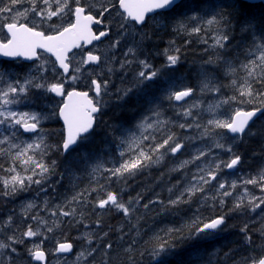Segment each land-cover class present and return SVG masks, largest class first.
Wrapping results in <instances>:
<instances>
[{"label":"rangeland","instance_id":"1","mask_svg":"<svg viewBox=\"0 0 264 264\" xmlns=\"http://www.w3.org/2000/svg\"><path fill=\"white\" fill-rule=\"evenodd\" d=\"M80 2H84L86 4V6H91V8H90L91 12H95V13H97V11L102 10L101 6L108 7L109 12L105 14V17H103V20L106 21L108 27L113 28V33L111 36V42L110 43H107L106 45L104 44L101 46H97L93 49L94 51L99 53L101 55L102 60L106 62L104 65H101L98 67L90 66V67L85 68L84 64H81V61L84 60L85 54L82 53V50L74 53V56L72 58V66L74 69L79 67L80 72H73V74L71 76L75 75L79 79H82V75H84L85 73L87 75H86L85 79H83L81 81H79V79L77 81V80H72L71 78H69V80L67 81L68 89L77 87L74 85H78V88H82V89L87 88V86L90 88H93L92 82L90 80H92V78L95 76V74H97V76L99 77L103 72L102 71L103 68L104 67L106 68L107 64H110L111 69H112L111 77L116 78V80H117L118 77L115 75V73L116 74L117 73H124V71L127 69L124 70V68L126 66H124L122 68L121 63H115V65H114L112 58H114L117 55L119 48L122 46L124 47V53L127 52V49L129 47H134L137 49V46L141 44V40L138 39V36L141 32L144 31L142 27H147V28L149 27V29L153 30V28L161 25L162 27L158 31L163 32L165 30L164 32L167 31V34H168V31H173L176 34L172 33L169 40L166 41L169 44H173V42L175 40H177V38L179 37V39H180L179 41L181 43H183V44H181L178 41L179 46L184 45V46H186V49L188 48V46L190 44L194 43L198 46L209 45L207 50H209L210 48H212L213 50H218V49H214L212 47L213 31H207L206 33L193 34V35H188L187 33H179L178 34L176 31H174L175 21L173 24H169L168 27H166L167 24L162 22L158 15L152 16L149 19V22L147 23V25L144 24L142 27L138 28L133 22H131V21L125 22L124 21V15L121 13V11L117 7L118 0H114V1L113 0H80ZM230 3L231 2H225L224 0H208V2L204 5H202L201 8L192 9V11L189 12V15H191V14H193V12H195V13H198L200 15H203L204 13H208V15L210 16V15L215 14V12L220 11L221 7L223 5H227ZM69 4H70L69 9H66L64 13H62L58 16L52 17L49 20V19H47L46 16L42 18L40 16H36L34 13L31 12V8L33 7V5L30 2V0H22L21 3H18L17 5H15V7L11 13H0V40L3 41V40H6L8 38V35H7L6 31L4 30V24L8 21H11L10 19H8V17H16V20L18 22H26L31 26H33L34 24L39 25V27H37V28L41 29L43 31H46V32H53L50 30L51 26H53V25H55L57 27H61V28L68 25L72 21L71 15H72V11L74 10V4L75 3H73L72 0H69ZM35 6L37 7V10L47 9L49 6L51 7L52 10H56V8H57V4H56L55 0H50L49 5L44 4L43 0H36ZM0 7H3V4H0ZM112 8H113V10H112ZM25 9L29 10L26 17L17 15L18 13H23L25 11ZM225 9H227V8H224L223 10L225 11ZM88 10H89V8H88ZM111 13H113V14H111ZM118 13H120L121 15H118ZM121 23H126V30L124 32V35H122V36L118 35V33L121 32V29L119 27ZM111 24L113 26H111ZM150 25H153V27ZM263 26L261 27V29L260 28L257 29L258 26L256 25V22L252 21L251 27L245 29V31H241L240 23H238V25L232 27L233 30H232V32L230 31V33H229L230 42L231 41L234 42L233 44H235V42H237V45H236L237 48H242V50L245 49L244 53H243L245 55L242 57H240V55H239L240 53L237 50L235 53L234 52L232 53V58L237 60V61L232 60L233 65L236 66L237 71L240 72L239 79H237V86L239 85V83L243 82V77L245 76L244 70L242 68H240L239 65L241 63L247 62V60L253 58L254 55H258L259 52L256 50V45H258L260 42L264 43V30H263L264 28H263ZM166 28H167V30H166ZM155 31H157V30H155ZM155 31H154V33L150 32V36H144V41L146 38H148L145 41L146 44L150 43L151 47H153V46L156 47V48L153 47V51L150 50L152 53H149L147 61L151 65H153V68L159 69L160 72H161V70H163L162 68H164L165 71L168 69L174 70V67H176V69H178V67H179V70H181L182 68L184 69V66H183L184 65V59H181L184 47H182L183 50L181 49V47L179 48L180 49V52H179L180 59H179V62L177 63V65L172 66V67H165V65H166V54H165L164 49H170L167 54H174L172 49L178 48L179 46L178 47L176 46L174 48H169L166 46V48L165 47L162 48L163 46L166 45V44H163V46L159 47L158 43L162 42V41L165 42L167 35L164 36L165 38H163V36L160 38L157 37V39H158L157 40L156 36H154V35L155 34L157 35L159 32L157 31V33H155ZM235 31H237V32H235ZM233 32H235V33L233 34ZM242 32H244V33H242ZM160 35H163V34H160ZM152 36H154L152 39L153 40L156 39V41L152 42L153 41L151 39ZM205 39L208 41L207 44L203 43V40H205ZM117 40H119L120 43L115 48L111 47V45ZM151 42L153 43V45ZM156 42H158V43L156 44ZM230 42H228V43H230ZM110 47H111V49H110ZM117 47H118V49H117ZM107 48H109V49L107 50ZM140 50H141V48L137 49L136 56H135V64L138 66L137 68L139 69V71L141 70V66L139 65L138 61L139 60H145L141 57V53H138V51H140ZM111 51H114V52L111 53ZM181 51H182V53H181ZM187 53L190 55L189 63L193 64L192 65L193 68L191 69V71H189L190 74H188V75L186 74V76H185V74L183 75V73L187 72V71H185V69L182 70L181 72H179V74H180L179 80L181 79L180 80L181 84L178 83L177 86L170 87L169 91H177L178 85H179V89H181L182 87H189L190 86V87L195 89V92L189 100H187L186 102H184L182 104H179L178 106L170 107L168 105L170 108L175 109L177 114H175L173 124H169L166 127L171 132H175L178 137L183 138L182 141L184 143L188 144V145H186V147L184 149H186L187 152H190V154L187 157H185L184 156V153H186V151H185L183 153H179L178 155H175L174 159L171 161H170V159H166L169 162L165 166V170L162 169V171L161 170L155 171L152 173V176L149 175V172H148L142 181L138 180L137 182L132 183V186L138 185V187L142 188L143 185L150 184V179L152 178L154 180V184L152 185L154 190L152 189L151 191H148L146 194H144L142 190L140 191V193L138 191H130L124 186L126 179H119L116 177H112L111 179H109L108 178L109 173L105 171V169H107V168L118 167L119 163H121L123 159H127L128 156L125 155V157L121 158L119 155V153L121 152L120 149H118L119 151L117 150L118 151L117 154L115 153V152H117L116 150H109L110 145H112V142L110 140H107L108 137H105L106 139H104V143L106 144L105 149H108L107 152H105L106 154L102 153L103 149H101L100 151H97L98 149H95L94 147H92V143L97 142V141H95L96 134L99 131H102V129L100 130V126H101L100 124L107 122L106 120L104 121L105 116L102 117V120L98 124L99 129L97 132H95L91 136L90 142L82 145L81 147H78L74 152H72L71 154H69L67 156H63L61 154V156L65 157V158H70V159L75 158L74 160L78 164L77 168H72L71 165L68 164L70 160L67 159V163H66V164H68L66 167L67 172L64 171L65 169L62 168V166H61V169H62L61 172L57 175L55 173H53L49 177V179L43 184L44 191L40 190L41 186L33 184L26 191H18L17 193H15L14 195H11V196L0 195V241L5 242V243H11V241L8 240V237L12 236V235H15L18 239L23 238V240H24V244H14L13 245V247H15L17 249V251L13 255H12L11 249H8V248L7 249L6 248L0 249V264L7 263L9 261V256L14 259L15 264L17 262H18L17 264H24V263L25 264H41L40 262L34 261V259H32L31 256L29 255L28 251H27V257H25V258L19 253L23 249L24 246L29 249V248H32L33 245H40L41 250H44L47 253L49 259H48L46 264H148V263H153L155 261V259L158 258V257H153V255H152L153 248L157 247L160 243H162L166 240H173L172 237H169L168 235L165 234L167 229H169V228H184L185 234H187V226L191 224L194 216L199 215L203 218H207L209 216L217 215L218 213H220V210L224 209V206H223V209H221V207L219 206L218 203H216L210 199L205 201L202 198L198 197V198L194 199L193 202H191L190 204H181V205L177 206L178 208H184V209L173 211V212H165L164 208H166L167 201L169 200V198L174 199L175 195L178 194V189L182 188L185 184H187L188 180H185V182L181 185V187L180 186L177 187L175 194L169 193L167 195L168 197H166L164 199L165 201L162 200V201H164L163 203H160V202L149 203L150 201L157 200V198L155 200L153 199V195L158 197L160 193H163L164 189H166V190L169 189V187H167L168 181L173 176L176 175V172H172L171 169L177 163H179L180 161L185 160V159H190L193 155L197 154V151H196L197 149L207 148L208 144L212 142V140L208 141V143L206 142L209 139L208 136L200 138V133H201L202 129H197L196 127L180 128L179 125L180 124H193L194 121L195 122L198 121V123L203 125L207 122V120L212 119V118L226 119V118H228L229 115H231L232 111L236 107L240 106V105H230V106L223 105L221 108H218L215 112H209L207 109H208V106L210 104H215L217 101H219L223 97H227L226 93L222 91L225 87L227 89H229L231 95H234L236 93L234 92L233 88L228 86V85H230V82L226 84V86L221 90L220 93H216V92L201 93L200 83L204 79V77L201 75L202 69L204 72H206L210 75L215 74V72L211 68L205 66L206 64L204 63V60L199 62L200 67L194 66L198 62L197 57L201 55V52L199 50H197L195 47L192 48L191 50H189ZM151 55L153 58H151ZM123 56H124V54H123ZM128 58L133 59V57H128ZM215 58H216V55L212 59H215ZM158 59H159V61H158ZM153 60H155V61L157 60V61L155 62ZM155 63H159V64H155ZM42 64L47 69V71L43 72V74H41V72H38L36 70L37 66L42 65ZM186 65L188 67V63H186ZM18 67H20V68L18 69ZM53 67H55V69H56L55 72L52 71ZM180 67H181V69H180ZM190 67H188V68H190ZM194 67L196 68V71L193 70ZM138 69L136 70L137 72H138ZM0 72H3L4 76H5V80L3 82H0V87H4L6 85V83L9 81L14 82L15 80H20L22 82L24 80V78L26 76H28L29 74H31L32 76H35V77H41V76L44 77V79H45L44 81L39 80V79L38 80H39V82H42L46 85H51V84H55V83H62L61 78L63 77V74H62V72H60L55 61L52 59V57H50L46 54H41L38 61H36L34 64H32L30 66H26V67H23L18 62L11 64V62L5 63V62L0 61ZM160 72L158 75L159 77H161ZM162 73H163V71H162ZM181 75H182L184 80L182 79ZM222 75L225 76L223 74V72H222ZM158 76L156 77V79L159 78ZM212 78H213L214 83L222 84L221 76H217L215 74L214 77L212 76ZM110 84L111 83L108 81L107 87L104 88V92H103L104 95H105V89H106V91H107L106 94H109V96H110V94H111V91L109 88ZM148 84L154 86L153 91L156 88L159 89L158 84H156V83L152 82V83H148ZM185 84H187V85H185ZM180 85H182V86H180ZM102 86H103V83H102ZM31 90H32V88L29 89V92L27 93V98H24L25 94H20L22 102L17 103V104H13V105H9L8 106L9 110L15 111L18 113L19 112L41 113L44 117H47V118L41 119L40 125L44 124L43 128L38 130V132H36L35 134H30V135L23 134L20 126H13L9 122H6L5 124L0 125V140H3V138L5 136H8L10 138V141H6L3 144H0V149L6 150L4 152H0V159L3 162L2 163L0 161V165H2V167H0V170L2 171V173L0 171V178H3V177L8 178L11 174L7 170L9 169V167H12L14 164L17 167V171H20L22 175L30 174V173H24L22 171V168L19 166L18 162H14L11 159L12 155H14L19 150L17 148H11L12 143L19 145L20 148L22 149L26 143H31L39 135L47 133V135L45 136L46 142H48L51 139L47 144H49V145L59 144L58 134L60 131L53 125V123L54 124L57 123L58 107L62 104V99L56 97L51 91H48L47 88L38 89V93H37L38 95L37 96H35L36 93L34 91H31ZM146 91H148V90H146ZM153 96L154 97H152L151 101L155 99L153 102H155V104L159 103L158 99L155 98L156 96L155 95H153ZM40 97L42 98V102L44 103V105H42V106L36 105L35 107H33L32 104H40V103H38V102H40ZM32 99H34L35 102H32L33 101ZM259 99L260 98H256L255 100H259ZM103 100H104V108H103L104 113H107V109H108L107 102H106L107 99L104 97ZM175 103L176 102L174 101V104ZM196 103H199V107L191 109L192 116L185 117L182 114V107L187 108L190 105L196 104ZM175 105H177V104H175ZM249 105L250 104H245L246 107H248ZM159 106L161 109L160 110L161 116H163V118L161 117L160 119L166 120L164 118L165 115H168L169 117L172 115L170 112H168L164 109L165 106L163 103L159 104ZM141 107H143V104ZM240 107H243V106H240ZM146 109L147 108L139 109L137 107L132 109V118H131L130 123L129 124L123 123V125H121V124L118 125L116 123L113 124L111 129H110V133L108 136L113 138V140L115 142H120L121 139H129L131 137L132 133H134L137 137H140L141 136V130L137 128V125L146 116L145 115ZM163 110H164V112H163ZM163 114H165V115H163ZM0 119H3V117H0ZM198 119L200 120V122ZM153 120H155V119L150 118L148 120V122H152ZM258 125H261L264 127V124H258ZM185 129H189L190 133H186ZM156 131L157 130L155 128H153V129H149V131H144L143 134L144 135H155ZM13 132L16 133L15 136L12 135ZM56 132H57L56 136H58V137L55 136ZM252 132H254V131H252ZM159 134H161V132H159ZM182 135H184V136H182ZM156 136L158 137V139L163 138L161 135H156ZM249 136H250V134H248V132H246L243 135L242 140L235 142V144H234V151L235 152H237L238 154L240 153V151L238 150V146ZM52 138L53 139L55 138L54 139L55 141L57 139V141L54 143V140ZM224 138H225V135H224ZM221 142H223V140ZM148 143L150 144V143H154V142L149 140ZM225 143H233V141L228 139ZM88 145H90V148H88ZM99 146H100V143H99ZM259 148L262 149L260 151L261 152L260 156H258L256 154H248L246 152L244 153L243 151H241V153L243 155V161L246 159L245 158L246 156L251 157V158L259 157L258 158L259 161L264 159V142H262L260 144ZM54 149H56V151L59 153V150L57 148H51L50 149L51 151L49 150V152H48L50 155L48 154L45 157V161L50 163L51 161L55 160L56 165H57V161H59V159H57V157L59 158V154L57 152H55ZM87 149H89V151H87ZM188 150H190V151H188ZM212 150H213V154L208 156L207 159L202 158L201 161H198L197 163L200 164L201 166H204L206 164L210 165L211 162L213 160H215L217 154H220V153L223 155L220 159L218 158L221 161H228L231 158V155L224 149L212 148ZM53 152H55V154ZM112 152H113L114 157L111 154ZM56 153H57V157H56ZM94 153H95V156H94ZM107 153H109L110 155H108ZM52 154H54V155H52ZM78 154H80V155L78 156ZM85 154H87V157H88L87 160L83 159ZM245 154H247V155H245ZM29 155H31V152L29 153ZM116 155H117V157H116ZM54 156H55V158H54ZM80 158L84 162L83 161L81 162ZM203 159H204V161H203ZM97 164H101L102 167L98 171L93 172L92 169ZM155 166H158V165H153V167H155ZM188 167H189V165H188ZM75 170H77L80 174H86V175L83 178L77 177L72 182L73 177H74V174H73L72 180L70 181L69 178L67 180V174L71 175ZM147 170H149V168H147ZM186 171L188 173L196 172L195 165H192V166L190 165V167L187 168ZM60 177L61 178L65 177V178L61 179ZM181 177H183V176H181ZM223 178H224V180L225 179H227V181L229 180L230 183L232 181H237V184H238V187L236 189L230 190L233 192V195L225 198L226 200L230 199L231 202H234L238 196L244 195V188L245 187H247V189H248V195L254 196L257 198L254 201V203L259 204L260 199L263 198L262 194H254L253 193L254 190L250 187V184H248V186H247V185H243V184L239 183L242 180L249 179L241 171L237 170L234 173L226 172V175ZM224 180H222V181H224ZM63 181L65 182V184ZM69 182H72V183H69ZM101 185H103V187H100ZM93 188H95L96 191H92ZM155 189H158L159 191L157 193H155ZM3 191H4V185H3L2 180L0 179V193H2ZM108 191L116 192L118 195V198L122 202H124L126 205L128 204V202L130 200L133 201V203L131 205V208L133 210L130 211L129 216H125L122 211L117 210L114 206H111V205L106 206L105 208H99L97 206L96 202L99 199L106 198V193ZM78 193H85L88 205L90 206V208L88 210L83 209L79 212L75 210V213L77 214V218L80 220L79 223L81 224V226L83 228V237L81 239L85 240V244L81 245L80 242H78L76 249H74L71 254H69V255L60 254V253L56 252L57 244L69 240L71 237V234L65 233L66 229L64 227H62L63 222H64L63 217H65V216L60 215L59 210H58V206H62L63 211H72V209H73L72 204L73 203H79L80 200L79 201H71V198L73 196L77 195ZM205 195H206V193H205ZM211 195H215V192L211 193ZM245 200H247V196H246ZM69 201H71L70 204L68 203ZM29 203L34 204L35 207L28 210L27 213L25 214V211H24L25 206ZM144 204H148L149 207L144 208V206H143ZM3 205H4V207H3ZM261 205L259 207V210H256V209L253 210L252 207L248 206L247 212H249V214H254L256 219L262 218V217H264V207H262ZM155 206L157 207V209ZM112 210H113V214H115L116 216L119 217L120 215H122L120 217V219H123V221H124V218H126L125 220L128 222L127 224H129L131 222V224H135L136 226H137V223L139 221H140V224L143 221H145V220H143V218L147 212H153L154 211V214H151L152 216L150 217L149 222L146 221L147 225L145 227H143L141 225L140 229H138V230L135 229L134 231H132L131 237L126 239V240L125 239H122L121 241H118V239L115 240L116 242H115V246H114V244L112 242L114 240H110V241L106 240L105 241L104 240V238H105L104 234L105 233H101L102 232L101 229L103 227L110 226V225H112L114 227L118 224V221H114L113 223H110V224H108L106 221L101 222L103 217L108 216L110 211H112ZM136 210H138V212H135ZM198 210H200V211L197 212ZM93 211L97 212V214H98L97 219L93 218ZM54 212L56 213V215H53ZM9 216L12 217V222L10 224H5L4 222L8 220ZM32 216H38L40 219L45 221L46 224H40L38 220H32L31 219ZM160 216H169V217L172 216L173 217L172 219H174V220L177 219V220L175 222H173L172 224H165L167 222H165V223L161 222ZM174 217H176V218H174ZM97 221H100V223L98 224ZM126 221L122 224L121 228H119L118 230H121L123 228ZM54 223L58 224V227L53 226ZM29 225L32 226L34 231H38V232L42 233V235H37L34 237H22V233L27 230V227ZM227 225L228 224H226V227H227ZM48 227H52L53 230L51 232H48L47 231ZM138 227H139V224H138ZM143 229L144 230L147 229V231H143ZM62 230L65 233V236L59 235V233H62ZM109 232L110 231H108V233ZM223 232H224V230L222 231V233ZM85 233H90L91 236L94 237V239H92V241H95L96 243H94L92 241H91V243H89L88 237L84 235ZM75 234H81V232L76 231ZM214 237L217 238V237H220V235L217 237L216 236H214ZM131 238H133V239H131ZM197 239H200V238H197ZM109 243L112 244V247L110 249L106 248V245ZM129 246H131V247H129ZM92 249H96V251L93 252ZM147 250L149 252H151L150 255L146 254ZM81 252L84 253L83 256L79 255ZM90 252H91V255H89Z\"/></svg>","mask_w":264,"mask_h":264},{"label":"snow or ice","instance_id":"2","mask_svg":"<svg viewBox=\"0 0 264 264\" xmlns=\"http://www.w3.org/2000/svg\"><path fill=\"white\" fill-rule=\"evenodd\" d=\"M22 0H0V13H11L18 3ZM33 7L31 12L36 16L47 17L51 19L52 17L58 16L65 12L66 9L70 8L69 0H55L57 4L56 10H52L49 6L47 9L37 10L36 0H30ZM44 4L49 5L50 0H43ZM76 4L73 10L75 17V22L70 23L68 27H57L55 25L51 26V31L54 34L45 35L43 31H37L36 28L39 25H33L29 27L26 23H19L16 17H8L12 22L6 24L7 31L11 38L7 40L6 43H0V52L5 56L17 57L25 56L29 59L32 57H38L37 49H44L48 52L53 53L56 56V60L59 62L60 68L63 69L65 73L69 70V57L68 53L72 48L79 47L78 41H85L86 43H91L94 40H100L102 37L108 36L110 29L106 26L105 31H100L98 35L93 33L91 25L92 24H103L105 14L109 12L108 7H102L101 11H98L96 15H93L90 8L86 12V7L80 6V0H72ZM208 0H197L196 7L201 8L202 5L206 4ZM264 2V0H262ZM119 7L124 10V21H133L136 24L143 25L146 23V14L152 13L154 15L161 14L164 12H171L173 9H178V15L175 19L174 31L179 33H187L188 35L206 33L207 31H213V44L214 49H219L222 51H217L216 58H209L205 64L217 65L223 74L228 76H234L237 72V67L233 65L232 59L228 55L227 43L230 42L229 32L232 30V21L234 17H239V23L241 31L252 26V21L256 18L250 15V9L254 7L248 3V0H231L230 4L223 5L220 11L215 12L213 15H208L204 13L200 15L193 12L190 6L185 3V0H119ZM228 8L230 11L225 12L223 9ZM28 9H25L23 13H18L19 16H27ZM118 15H121L118 13ZM121 32L118 35H124L126 30V23L120 24ZM147 35V34H144ZM144 35L141 39L143 40ZM120 43L119 40L115 41L111 47L115 48ZM174 43V42H173ZM203 43L207 44L208 41L205 39ZM256 50L259 52L258 55H254L253 58L248 59L247 62L241 63L239 65L245 72L243 77V82L239 83L237 86V79H231L229 87L233 88L236 94L223 97L215 104H210L208 106L209 112H215L218 108L223 105H231L233 103L237 105L253 104L256 98L259 99V106L253 107L251 110H244L243 107H236L231 115L227 119H217L212 118L207 120V122L201 125L198 122H193V124H180V128H192L202 129L200 133V138L208 136L212 137V143L207 148L197 149V154L193 155L190 159H185L177 163L172 169V172H179L182 169L187 170L188 165H195L196 172L191 175L190 180L182 188L178 189V194L175 198H169L166 207L178 206L181 204H190L195 198L200 196L203 200L207 201L211 199L212 201L219 204L221 209L226 204L227 197L233 195V192L229 189H236L238 187L237 181L219 182L216 186L215 195H205L207 191V186L211 185L213 181L218 178L219 172L223 168L234 169L238 166L242 157L240 154L234 151V144L237 141L242 140L243 134L248 132L250 135H256L258 133L252 132L250 129V122L253 118L257 117V113L264 114V90H257L255 85H259L261 89H264V43L256 45ZM174 54H167L169 49H165L166 54V65L165 67H172L177 65L179 62V48L172 49ZM137 49L134 47H129L127 52L124 53L125 57L132 55L136 56ZM99 56H95L92 53H88L87 59L82 60L81 64H87L89 62H99ZM132 60H124L121 63L123 68L125 64H131ZM139 65L141 70L136 73L135 84L133 88H139L146 85L147 82L153 81L158 75L160 70H153V66L145 59L139 60ZM38 72H46L47 69L44 65L37 66ZM52 71H56L53 67ZM75 72H80V68L74 69ZM111 71V68H109ZM201 75L204 79L200 83L201 93L205 92H216L220 93L225 85L220 83H214L213 78L210 74L201 71ZM72 80L78 79L77 76L73 75L70 77ZM43 80V77H35L29 74L21 82L20 80L9 81L4 87H0V125L9 122L13 126H20L25 132H36L38 126L40 125L41 119H46L41 113L36 112H15L9 110V105L21 103L22 99L20 94H25L24 98H27V93L30 88L44 89L47 88L48 91L57 93L58 95H64L63 84L55 83L51 85H46L42 82H36L37 80ZM5 80L3 72H0V82ZM108 81H103V87L106 88ZM92 85H94V91L96 97H100L102 93V84L97 80H92ZM133 88H127L123 90V95L119 96L118 99H123ZM120 91L119 89L117 90ZM195 89L192 87H183L181 90L169 91L168 95L165 97L170 103L172 101L180 102L185 101L186 98L192 96ZM75 98V99H73ZM103 107L100 104L99 99L93 100L89 97L87 92H76L71 91L67 93V99L63 103V106L59 109L58 115L63 118L64 130L61 133L60 143L57 145H49L46 142L45 134L39 135L31 143H26L21 149L19 145L12 143L11 148L19 149L11 159L14 162H18L19 166L22 168L24 173H30L27 175H22L20 171H17V167L14 164L7 171L11 174L8 178L2 179L4 185V191L0 193L2 196H11L18 191H26L31 185H39L40 190L44 191L43 184L49 179V177L54 173L56 167V161L53 160L50 163L45 161V157L51 148H57L62 153H68L70 151H75L76 148L90 142L92 133L94 132L95 125L97 123L96 115L101 111ZM199 107V103L192 104L187 108L182 107V114L185 117L192 116V108ZM152 115L155 117H160L161 112L159 108H154ZM149 117H144L139 123L138 127L141 130V136L137 137L134 133L131 134L129 139H121L120 145H127L119 153L120 157L123 158L127 154L128 158L123 159L119 163L118 167L107 168L106 172L109 173V179L116 177L119 179H127L129 177H134L141 173L143 170L150 168L153 165H160L164 162L165 157L169 154L175 156L177 153L181 152L182 149L186 147V143L182 142L181 137H178L175 132H171L167 129L169 121L163 119H156L152 122H147ZM155 128L158 132H161L162 139H158L155 135H144V131L148 129ZM218 130H227L228 133L233 134L228 137L233 143L221 142L224 139V132ZM115 131V130H114ZM16 135L15 132L12 134ZM151 140L154 143L145 144L144 141ZM6 141H10L8 136H5L3 140H0V144ZM212 148L224 149L230 155L231 159L229 161H221L218 158L213 160L210 165L206 164L201 166L198 161L202 158L207 159L211 155ZM6 150L0 149V152ZM31 152V155L29 153ZM87 154L84 155L83 159L87 160ZM2 167V165H0ZM102 167L101 164H97L93 167L92 171L96 172ZM180 181L176 182L172 188L168 191L171 193L177 185H180ZM243 185H258L261 190H264V169H260L257 176L251 177L247 180H242L239 182ZM100 187H103L101 185ZM92 191H96L95 188ZM85 193H78L71 198V201H79L84 197ZM247 196V205L245 204V198ZM257 198L248 195L247 187L244 188V195L238 196L233 202L232 208L228 210L229 213L242 211L245 207L250 205L253 210L259 208L261 204H264V198L260 199L259 204L254 203ZM71 201L68 203L70 204ZM163 201L157 200L150 201L149 203H156ZM133 201L130 200L126 205L122 202L116 192L108 191L106 193V198L99 199L96 204L99 208H105L106 206H114L117 210L122 211L125 216H129ZM144 208H148V204L143 205ZM35 207L34 204L29 203L25 206V214L28 210ZM58 210L61 216H72L75 214V209L72 211H63L62 206H58ZM53 215H56L54 212ZM228 213L221 211L218 215L209 216L203 218L199 215L194 216L190 225L187 226V234H185L184 228H169L166 231V235L172 237L175 240H196L197 238L204 239L216 231H223V226L226 224ZM32 220H38L40 224H46L45 221L40 219L38 216H32ZM12 222V217L9 216L5 224H10ZM99 224L100 221H97ZM53 226H57L55 224ZM52 227H48L47 231L51 232ZM260 236L262 242H264V226L260 230ZM240 232L243 234L244 243L248 246V255L243 258L242 264H264V243L256 244L253 237L249 231V225L245 224ZM37 235H42L38 231H34L32 226L29 225L27 230L22 233V237H34ZM88 237L89 243H91L94 237L90 233H85ZM105 236L107 233L104 234ZM8 240L11 243H5L0 241V249H11L12 253H15L17 249L13 247L14 244H24L23 238H17L15 235L9 236ZM73 245L69 242L59 243L56 248L57 252H68L72 249ZM112 244L106 245V248H111ZM131 247V246H129ZM176 245L172 240H166L160 243L157 247L152 250L153 257H158L163 264L164 259L173 252ZM29 255L32 259L37 261H42L45 259V252L41 250L40 245H33L32 248L27 249ZM96 251V249H92ZM83 256L84 253L79 254ZM91 255V252L89 253ZM227 255V254H226Z\"/></svg>","mask_w":264,"mask_h":264},{"label":"bare ground","instance_id":"3","mask_svg":"<svg viewBox=\"0 0 264 264\" xmlns=\"http://www.w3.org/2000/svg\"><path fill=\"white\" fill-rule=\"evenodd\" d=\"M114 1V0H113ZM103 4V3H102ZM105 4V3H104ZM112 4V3H111ZM101 6V5H100ZM104 7V6H103ZM112 7V6H111ZM115 7V6H114ZM254 9H256V8H254ZM253 9V10H254ZM260 9V11L259 12H261L262 14L264 13V8H259ZM112 10H113V8H112ZM111 10V11H112ZM257 10V12H258V9H256ZM98 12V11H97ZM253 12V11H252ZM251 12V13H252ZM258 12V13H259ZM256 13V12H255ZM258 13H256V14H258ZM111 14H113V13H111ZM260 14V13H259ZM259 14H258V16H259ZM261 15V14H260ZM263 16H264V14H263ZM264 19V18H263ZM233 20H235V19H233ZM114 21V20H113ZM264 21V20H263ZM262 21V22H263ZM234 21H232V27H234V26H236V25H238V23H236V22H234ZM112 23V22H111ZM151 24V23H150ZM157 24V23H156ZM261 25V24H260ZM111 26H113L112 24H111ZM151 26V25H150ZM157 26V25H156ZM166 27H168V26H166ZM149 28V27H148ZM147 28V29H148ZM152 28V27H151ZM264 28V27H263ZM170 29V28H169ZM154 30V29H153ZM163 30V29H162ZM161 30V31H162ZM166 30H167V28H166ZM264 30V29H263ZM115 31V30H114ZM155 31V30H154ZM154 31H153V33H154ZM165 31V30H164ZM160 32V31H158L159 33L156 35H154V36H156V39H157V37L158 38H160V37H162L163 36V38H165L164 36H166L167 35V37H166V40H165V42H156V44L158 43V45H159V47H161V46H163V44H166L165 46H163L162 48H166V46L167 47H169V48H174V47H178L179 46V44H178V41L180 40L179 39V37L177 38V40H175L174 41V43L173 44H169V43H167L166 41L167 40H169V38L171 37V34L172 33H174L173 31H168V34H167V31L166 32ZM245 31V30H244ZM231 32H232V30H231ZM235 32H237V31H235ZM235 32H233V34L235 33ZM152 33V34H153ZM155 33H157V31H155ZM230 33V32H229ZM242 33H244V32H242ZM160 34H163V35H160ZM174 34H176V33H174ZM136 36V35H135ZM149 36H150V32H149ZM154 36H152L151 37V39L154 37ZM176 36V35H175ZM146 38V37H145ZM162 38V39H163ZM146 39H148V38H146ZM146 39H145V41H146ZM150 39V40H151ZM156 39L155 40H153L152 42H154V41H156ZM149 40V41H150ZM158 40V39H157ZM148 42V41H147ZM151 42V43H152ZM180 42V41H179ZM181 43V42H180ZM191 43V42H190ZM181 44H183V43H181ZM152 45H153V43H152ZM189 45V44H188ZM187 45V46H188ZM153 47H155V46H153ZM153 47H151V45H150V43L148 44H146L145 42L143 43V46H142V48H143V51H142V53H141V57L143 58V59H146L147 60V58H148V56H149V53L151 52L150 50H152L153 51ZM181 47V49H182V47H184V50H183V54H182V58L181 59H184V69H185V71H187V72H185L187 75L188 74H190L189 73V71H191V69L193 68L192 67V63H189V58H190V55L187 53L189 50H191L192 48H196L197 50H199L200 52H201V55L200 56H198L197 57V64H195L194 66L196 67V66H199L200 67V64H199V62L200 61H203L204 60V63L206 62V61H208L209 60V58L211 57V58H213L215 55H216V53H217V51H222V50H213L212 48H210L209 50H207V48L209 47V45H206V46H203V45H200V46H198V45H196V44H190L189 46H188V48L186 49V46H179L178 48H180ZM156 48V47H155ZM161 49V48H160ZM159 50V49H158ZM165 50V49H164ZM170 50V49H169ZM156 52V51H155ZM181 53H182V51H181ZM232 51L231 50H228V55H229V57L233 60V61H237L236 59H234V58H232ZM160 54V53H159ZM158 54V55H159ZM240 55V54H239ZM156 57V56H155ZM153 58V57H152ZM156 59V58H155ZM149 60V59H148ZM163 60V59H162ZM153 61H155V60H153ZM157 61V60H156ZM155 61V62H156ZM158 61H159V59H158ZM161 63V62H160ZM165 63V62H164ZM186 63H188V67H190V68H188L187 67V65H186ZM155 64H159V63H155ZM163 64V63H162ZM134 66V68H131V69H127V70H125L124 71V73H117V74H115L118 78H117V80H116V78H111V80L109 81L111 84H110V86H109V88H110V91H111V94H110V96H111V98L108 100L107 99V106L108 107H110V113H107L106 115H105V119H104V121L106 120L107 122H104V123H101L100 125V130L102 129V131H99L97 134H96V140L95 141H97V142H95V145H94V148L95 149H98L97 151H100L101 149H103V152L102 153H104V154H106L105 152H107V150L108 149H105V147H106V144L104 143V139H106L105 137H108V139L107 140H110L111 142H112V145H110V148H109V150H118V149H120L121 151L123 150V148L124 147H127L126 145H123V146H121L120 145V142H115L114 140H113V138H111V137H109L108 135H109V133H110V129H111V127H112V125L113 124H115L116 122L114 121L116 118V116L119 114V112H121L122 110H123V115H121V116H125L127 113H129V112H132V109H134L135 107H137V108H139V109H141V108H148V106H149V103L150 102H153L154 100H152L151 101V99H152V97H154L153 95L159 90L158 88H156L154 91H153V88L154 87H149L148 89H147V86H148V83H146V85H144V86H141V87H139V88H133V85L135 84V76H136V73H137V65L135 64V65H133ZM161 66V65H160ZM182 66V67H183ZM205 66H207V67H209V68H211L214 72H215V74L217 75V76H221V82H222V84L223 85H225L226 86V84L227 83H229V82H231V79H233V78H235V79H239V74H240V72L239 71H237L236 73H235V75L234 76H228V77H226V76H223L222 75V71L220 70V68L217 66V65H213V64H206ZM12 67V66H11ZM162 67V66H161ZM194 67V71H196V68ZM20 67H18V69H19ZM17 69V70H18ZM163 70H161V72L163 71H165V69L164 68H162ZM180 69H181V67H180ZM183 69V70H184ZM138 72H139V69H138ZM160 72V73H161ZM183 73V72H182ZM181 73V74H182ZM163 74V73H162ZM215 74H212V75H210L211 77L213 76L214 77V75ZM180 75V74H179ZM179 75H177L176 76V80L178 81V78H179ZM186 76V75H185ZM184 76V77H185ZM181 77H182V75H181ZM182 79H183V77H182ZM181 80V79H180ZM184 80V79H183ZM182 80V81H183ZM187 80V79H186ZM188 81V80H187ZM193 83V82H192ZM191 83V84H192ZM179 84H181V83H179ZM194 84V83H193ZM185 85H187V84H185ZM177 86V85H176ZM180 86H182V85H180ZM172 87V86H171ZM178 87H179V85H178ZM255 87L257 88V90L259 91V90H264V89H261L260 88V86L259 85H255ZM127 88H133V91L132 92H130L127 96H124V98L123 99H118V97L119 96H122L123 95V90L124 89H127ZM183 88V87H182ZM224 88V87H223ZM222 88V89H223ZM120 90L119 92L117 91V90ZM172 89V88H171ZM146 90H148V91H146ZM169 92V91H168ZM156 96V95H155ZM156 98V97H155ZM159 99V98H158ZM157 101V100H156ZM176 102V101H175ZM127 103L130 105V111H128L129 109H128V106H127ZM143 104V107H141L142 106V104ZM164 104V106L166 107L167 105H169L170 107H172L173 106V104H174V101H172L171 103L169 102V101H167V102H164L163 103ZM113 112V113H112ZM146 116H147V114H145ZM261 115V113H259V114H257V117H255L254 118V120L253 121H255L259 116ZM120 116V117H121ZM145 116V117H146ZM119 117V118H120ZM160 119L161 118V116L160 117H154V118H152V119ZM199 120V119H198ZM198 122V121H197ZM200 122V121H199ZM99 129V128H98ZM197 131V130H196ZM97 132V131H96ZM185 132L186 133H190L189 132V129H185ZM195 132V131H194ZM193 132V133H194ZM255 132V131H254ZM256 133V132H255ZM56 134H57V132L55 133V136H56ZM54 135V134H53ZM158 135H161V134H158ZM244 135V134H243ZM58 136H59V134H58ZM58 136H56V137H58ZM53 139V138H52ZM55 139V138H54ZM53 139V140H54ZM51 140V139H50ZM49 140V141H50ZM48 141V142H49ZM56 141H57V139H56ZM55 140H54V143L56 142ZM190 141V140H189ZM188 141V142H189ZM47 142V143H48ZM254 142V143H253ZM262 142H264V134L263 133H259V134H256V135H250L248 138H246L239 146H238V150L239 151H243L244 153L246 152H248V146H250L252 143H253V147H254V149H259V146H260V144L262 143ZM99 143H101V146H99ZM199 143V142H198ZM201 143V142H200ZM212 143V142H211ZM211 143H209L208 144V146H210L211 145ZM57 144V143H56ZM203 144V143H202ZM53 145V144H52ZM186 145H188V144H186ZM206 145V144H205ZM207 146V147H208ZM2 147V146H1ZM6 148V147H5ZM189 149V148H188ZM51 151V150H50ZM54 151L55 152H57L56 151V149H54ZM94 151V150H93ZM119 151V150H118ZM118 151L117 152H115L116 154L118 153ZM188 151H190V150H188ZM55 152H53L54 154H55ZM111 152V151H110ZM114 152V151H113ZM113 152L111 153L112 154V156H113ZM52 153V152H51ZM58 153V152H57ZM57 153H56V157H57ZM114 153V154H115ZM49 154V153H48ZM54 154H52V155H54ZM108 155H110L109 153H107ZM190 154V152H187L186 151V154L184 153V156L185 157H187L188 155ZM195 154V153H194ZM50 155V154H49ZM80 154H78V156H79ZM94 156H95V153H94ZM100 156V155H99ZM104 156V155H103ZM102 156V157H103ZM6 157V156H5ZM111 157V156H110ZM114 157V156H113ZM116 157H117V155H116ZM246 157H248V156H246ZM50 158V157H49ZM53 158V157H52ZM54 158H55V156H54ZM100 158V157H99ZM57 159H58V157H57ZM56 159V160H57ZM75 159V158H74ZM79 159V158H78ZM113 159V158H112ZM166 159H170V157L169 156H167L166 157ZM80 160H81V158H80ZM79 160V161H80ZM178 160V159H177ZM51 161V160H50ZM83 160H81V162H82ZM203 161H204V159H203ZM84 162V161H83ZM8 163V162H7ZM14 163V162H13ZM12 165V164H11ZM71 165V167L72 168H77V163L75 162V165H72V164H70ZM244 165L251 171V172H253V173H258V171L260 170V169H264V159H262V160H258V158H246L245 160H244ZM61 166H62V168H64L65 170L64 171H66V167H67V165H62V164H60L59 165V161H57V165H56V169L54 170V173L57 175V174H59L60 172H61ZM192 166V165H191ZM70 167V166H69ZM159 167V165L158 166H156L155 168H158ZM189 167H190V165H189ZM188 167V168H189ZM10 168V167H9ZM161 169V168H160ZM193 169V168H192ZM1 171V170H0ZM189 171V170H188ZM67 172V171H66ZM149 172V175H151L152 176V172L150 171V169L149 170H147V169H145V170H143L141 173H139V174H137L136 176H134V177H129V178H127L126 179V182L124 183V186L128 189V190H130V191H138L139 193H140V191L142 190L143 191V193L144 194H146L148 191H151L152 189H153V184H154V180L151 178L150 179V184H146V185H143L142 186V188H140V187H138V185L137 186H132V183L133 182H137L138 180H143L144 179V177L146 176V174ZM1 173H2V171H1ZM63 173V172H62ZM159 173V172H158ZM54 174V175H55ZM66 174V173H65ZM73 174H74V177H73ZM86 174H80L77 170H75L71 175H69V174H67V180H68V178L70 179V181L72 180V177H73V180H72V182L75 180V178H77V177H80V178H83L84 176H85ZM3 176V175H2ZM62 176V175H61ZM181 176H183V177H181ZM4 178V177H3ZM58 178V177H57ZM61 178V177H60ZM62 178H65V177H62ZM61 178V179H62ZM2 180V179H1ZM180 181L181 183H180V185H177L176 186V188H174L173 189V192H171V194H175V191H176V189H177V187H181V185L185 182V176H184V174H182L181 172H176V175L175 176H173L169 181H168V184H167V187H169V188H172L173 187V185H176V182L177 181ZM62 181V180H61ZM60 181V182H61ZM64 182V181H63ZM72 182H69V183H72ZM68 183V182H67ZM64 184H65V182H64ZM62 185V184H61ZM248 186V185H247ZM154 190V189H153ZM159 190L158 189H155V193H157ZM170 192L168 191V190H166V189H164V191H163V193H160L159 194V196H158V198H159V201H162V200H164L166 197H168L167 195L169 194ZM20 196V195H19ZM22 197V196H21ZM198 197H200L199 195H198ZM197 197V198H198ZM157 197L155 196V195H153V199L155 200ZM196 199V198H195ZM211 200V199H210ZM165 201V200H164ZM163 201V202H164ZM167 201V200H166ZM72 206H73V209H75L76 211H81V210H83V209H89L90 208V206L88 205V202H87V198H86V195H84V197L82 198V199H80V201H79V203H73L72 204ZM232 206H233V202H231V200L230 199H227L226 200V204L224 205V209L223 210H220V212L221 211H223V212H226V213H228V222H227V227L224 229V232L223 233H221L220 234V237L222 236V238L220 239V237H217V238H215L212 242H210V244H213V245H211V246H208L209 245V243H208V247H207V249L202 253L203 255H206V256H208L209 255V253H208V250H211L213 247H215L216 245H218L219 246V249L220 250H222V251H225V250H227V249H229V247H230V242L233 240L235 243H237V244H239V245H242V236L239 234V230L245 225V224H248L249 225V231H250V233H251V235H252V237H253V240L256 242V244H262V243H264V242H262V239H261V236H260V232L258 231V230H260V228L254 223L255 221H258V222H264V217H262V218H258V219H256V217H255V215L254 214H249V212H247V210H248V206L247 207H245L242 211H238V212H232V213H229L228 212V210L230 209V208H232ZM3 207H4V205H3ZM156 207V206H155ZM2 208V207H1ZM156 209H157V207H156ZM181 209H184V208H178L177 206H169V207H166V208H164V210H165V212H173V211H177V210H181ZM161 210V209H160ZM200 210H198L197 212H199ZM135 212H138V210H136ZM208 213V212H207ZM151 214H154V211L153 212H147L146 214H145V216H144V218H143V220H145V221H143L141 224H140V221L137 223V226L135 225V224H131V222L129 223V224H124V226H123V228L121 229V230H118L119 228H121V226H122V224L125 222V220L123 221V219H120V217L122 216V215H120L119 217L118 216H116L115 214H113V210L112 211H110V213H109V215L108 216H105V217H103V219L101 220V222L102 221H106L108 224H110V223H113L114 221H118V224L116 225V226H112V225H110V226H105V227H103L102 229H101V233H107V235L105 236V238H104V240L106 241V240H114V241H112L113 242V244H114V246H115V240H117L118 239V241H121L122 239H128V238H130L131 237V235H132V231H134L135 229L136 230H138V229H140V227H141V225L143 226V227H145L146 225H147V222H149V219H150V217L152 216ZM124 216V215H123ZM93 218H95V219H97L98 218V214H97V212L96 211H93ZM173 217L172 216H160V221L161 222H163V223H165V222H167V223H165V224H172L173 222H175L177 219H172ZM174 218H176V217H174ZM63 219H64V222H63V226L62 227H64L66 230H65V233H70L71 234V237H70V239L69 240H67V241H64V242H69V243H72V245H73V249H76V247H77V244H78V242H80V244L82 245V244H85V240L84 239H81L82 237H83V228H82V226H81V224L80 223H76V219L74 218V215H72V216H65V217H63ZM147 221V222H146ZM72 224L74 225V227H72ZM138 224H139V227H138ZM148 227V226H147ZM100 229V228H99ZM76 231H80L81 232V234H75V232ZM108 231H110L109 233H108ZM143 231H147V229H143ZM65 233L63 232V230H62V233H59V235H64L65 236ZM103 240V241H104ZM64 242H62V243H64ZM92 242H94V243H96L95 241H92ZM201 242H202V240H201ZM203 244H205V243H203ZM206 245V244H205ZM58 247V244H57V246H56V248ZM193 248H195V247H192V249ZM7 249V248H6ZM27 247H23V249L19 252L24 258L25 257H27ZM189 250V249H188ZM193 250H195V251H197V249L195 248V249H193ZM42 251H44V250H42ZM45 252V251H44ZM57 252V251H56ZM57 253H59V252H57ZM178 253V252H177ZM176 253V254H177ZM14 253H12V255H13ZM181 254V253H180ZM19 255V254H18ZM182 255V254H181ZM45 256H46V258H47V261H48V259H49V257H48V255H47V253L45 252ZM186 256V255H185ZM186 257H189L188 255L186 256ZM179 258V257H178ZM182 258V257H181ZM185 258V257H184ZM177 259V258H176ZM188 259V258H187ZM186 259V260H187ZM236 258H234L233 256H227L226 257V260H224V262H225V264H230L231 262H233L234 260H235ZM27 261V260H26ZM47 261L45 262V264L47 263ZM185 261V260H184ZM183 261V262H184ZM190 261V260H189ZM23 262V261H22ZM173 262V261H172ZM181 262V261H180ZM182 262V263H183ZM18 263V262H17ZM16 263V264H17ZM185 263H186V261H185ZM5 264H15V262H14V259L12 258V257H10L9 256V261L7 262V263H5ZM25 264V263H24ZM174 264H176V263H174ZM188 264V263H187ZM190 264V263H189Z\"/></svg>","mask_w":264,"mask_h":264},{"label":"trees","instance_id":"4","mask_svg":"<svg viewBox=\"0 0 264 264\" xmlns=\"http://www.w3.org/2000/svg\"><path fill=\"white\" fill-rule=\"evenodd\" d=\"M225 2H231V0H224ZM196 2H197V0H196ZM254 8H256V9H258V12L260 11V9L259 8H264V5H262V6H258V5H254V7H252L251 9H250V15H252V16H254L256 19L255 20H253V21H255L256 22V25L258 26V28L257 29H261V27L264 25V16H263V14L261 13V12H257V10L256 9H254ZM254 9V10H253ZM178 10V9H177ZM227 11H230V9H225V12H227ZM253 11V12H252ZM252 12V13H251ZM258 13L259 14V16H258V14H256V13ZM172 13H176V9H174L173 10V12H171L170 13V16H173V14ZM233 19H235L234 20V22H237V23H239V17H234ZM263 21V22H262ZM261 24V25H260ZM264 27V26H263ZM247 29V28H246ZM233 30V29H232ZM234 42H230V43H227V46H228V50H231L232 52H236V50L240 53V57H242L244 54V50H242V48H237L236 47V45H237V42H235V44H233ZM234 49V50H233ZM152 53V52H151ZM127 106H128V111H130V105L127 103ZM256 106H259V100H255L254 101V103L253 104H250L248 107H256ZM121 115H123V110L121 111V112H119V114L115 117L116 119L114 120L115 122H116V124H121V125H123V123L124 124H129L130 123V121H131V118H132V112H129V113H127L125 116H121ZM121 116V117H120ZM120 117V118H119ZM258 124H264V114H261L255 121H254V126H253V129H252V131H255L256 133H263L264 134V127L263 126H261V125H258ZM95 140H96V138H95ZM254 143V142H253ZM253 143L250 145V146H248V154H256V155H258V156H260L261 155V148H259V149H254V147H253ZM94 145H95V143H92V147H94ZM87 151H89V149H87ZM59 154V165L60 164H62V165H68V164H72V165H75V160L72 158V159H70V158H65V157H62L61 156V153H58ZM245 155H247V154H245ZM245 158H251V157H245ZM254 158H259V157H254ZM67 159H69L70 161H69V163L68 164H66L67 163ZM0 161H1V159H0ZM2 162V161H1ZM3 163V162H2ZM74 218L76 219V223H79L80 222V220L77 218V214L75 213L74 214ZM72 227H74V225L72 224ZM201 240L202 239H196V240H175V239H173L172 240V242L173 243H175V245H176V247H175V249L174 250H176V252H175V255H174V257H171V258H169V261L168 262H166V263H164L163 262V264H174V263H176V264H193V262L191 261L192 260V258H191V256L189 255V253L186 251V250H191L192 249V247H195L196 249H197V251H195V252H198V253H203L206 249H207V247L208 246H211V245H213V244H210V242H203V243H205V244H203V243H201ZM231 242H233V240L231 241ZM208 243H209V245H208ZM208 245V246H207ZM195 248H193V249H195ZM192 249V250H193ZM213 249V248H212ZM209 251V250H208ZM178 252V253H177ZM177 253V254H176ZM182 255H181V254ZM151 254V252H149L148 250H147V255H150ZM188 255L189 257H186V256ZM179 257V258H178ZM182 257V258H181ZM185 257V258H184ZM177 258V259H176ZM188 258V259H187ZM187 259V260H186ZM186 261V263H185V261ZM190 260V261H189ZM173 261V262H172ZM181 261V262H180ZM184 261V262H183ZM183 262V263H182ZM148 264H153V263H148ZM155 264H161V262L160 263H155Z\"/></svg>","mask_w":264,"mask_h":264},{"label":"water","instance_id":"5","mask_svg":"<svg viewBox=\"0 0 264 264\" xmlns=\"http://www.w3.org/2000/svg\"><path fill=\"white\" fill-rule=\"evenodd\" d=\"M248 1H252V2H254V1H262V0H248ZM121 10H123V9H121ZM124 11V10H123ZM147 15V14H146ZM75 22V21H74ZM95 24V23H94ZM94 24H92L91 25V28H92V26L94 25ZM6 30H7V27H6ZM93 31V30H92ZM8 32V31H7ZM94 33V32H93ZM103 38V37H102ZM101 38V39H102ZM83 40H81V41H78V43H79V45H80V43L82 42ZM83 42H85V41H83ZM1 43V42H0ZM74 48H72L70 51H72ZM42 50H44V49H42ZM37 51H38V49H37ZM44 51H46V50H44ZM69 51V52H70ZM47 53H49V54H51V55H53V57L56 59V56L53 54V53H51V52H48V51H46ZM0 57H3V58H8V59H15V58H23L25 61H27V62H30V61H33L35 58H37V57H32L31 59H29V58H27V57H25V56H17V57H9V56H5V55H3V53L2 52H0ZM57 61V60H56ZM57 63H58V66H59V62L57 61ZM60 67V66H59ZM55 94H57V93H55ZM58 95V94H57ZM66 99H67V97H66ZM73 99H75V98H73ZM181 102V101H180ZM258 114V113H257ZM59 118H60V120L62 121V123L64 124V121H63V118L62 117H60L59 116ZM71 251V250H70ZM70 251H68V252H59V253H69ZM43 262H45L46 261V257H45V259L44 260H42Z\"/></svg>","mask_w":264,"mask_h":264},{"label":"flooded vegetation","instance_id":"6","mask_svg":"<svg viewBox=\"0 0 264 264\" xmlns=\"http://www.w3.org/2000/svg\"><path fill=\"white\" fill-rule=\"evenodd\" d=\"M2 62H4V61H2ZM133 65H135V57H133ZM152 66H153V65H152ZM131 68H134V66H132V67H130V68L125 67L124 70H125V69H131ZM115 74H116V73H115ZM111 75H112V69H111V71H109V70L106 71V72H105V77H106L105 80L110 81L111 78H112ZM65 82H66V81H65ZM152 82L157 84V81H156V80L151 81V82H147V83H152ZM149 87H154V86L148 84L147 89H148ZM89 91L91 92V90H89ZM104 97H105L106 99H108V100L111 98V96H109V94H105ZM110 111H111V110H110V108L108 107V109H107V113H110ZM107 113H106V114H107ZM106 114H105V115H106Z\"/></svg>","mask_w":264,"mask_h":264}]
</instances>
